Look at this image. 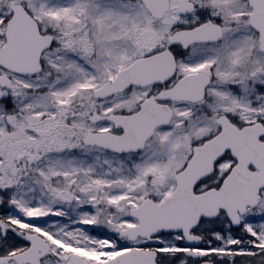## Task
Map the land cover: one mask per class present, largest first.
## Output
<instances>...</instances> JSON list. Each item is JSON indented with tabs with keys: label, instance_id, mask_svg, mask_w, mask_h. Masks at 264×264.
Masks as SVG:
<instances>
[{
	"label": "snow or ice",
	"instance_id": "1",
	"mask_svg": "<svg viewBox=\"0 0 264 264\" xmlns=\"http://www.w3.org/2000/svg\"><path fill=\"white\" fill-rule=\"evenodd\" d=\"M0 264H264V0H0Z\"/></svg>",
	"mask_w": 264,
	"mask_h": 264
}]
</instances>
